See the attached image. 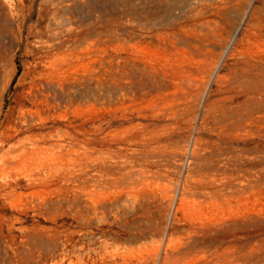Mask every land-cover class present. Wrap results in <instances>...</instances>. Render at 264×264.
<instances>
[{"label":"rangeland","instance_id":"1","mask_svg":"<svg viewBox=\"0 0 264 264\" xmlns=\"http://www.w3.org/2000/svg\"><path fill=\"white\" fill-rule=\"evenodd\" d=\"M233 4L226 25L229 33L236 26L241 32L253 10L264 9V0ZM184 10L167 8L161 0H0V264H53L57 259L62 264H264V142L250 136L217 140L215 129L194 130V136L200 135L201 142L213 149L252 147L258 142L260 157L243 154L219 167L189 173L190 149L178 168L157 156L148 167L166 179L148 192V201L133 208L134 190L119 182L97 188L99 202L91 225L67 200L50 209L51 218L31 208L40 199L59 194L69 199L73 196L69 190L54 192L56 185H50L27 200L6 194L1 187L31 176L59 183L68 175L72 183L81 184L86 169L82 148L75 147L60 161L41 154L33 162L19 153L33 140H97L93 161L137 166L140 154L135 150L143 145L135 140H149L154 128L162 135L176 131L171 126L165 129L173 122L169 106L160 103L156 109L148 97L135 95L128 72L131 35L169 33L185 21ZM221 52L215 47L214 56ZM64 59L70 65H58ZM87 65L90 72L83 69ZM224 71L222 65L219 72ZM42 86L45 90L37 93ZM215 87L212 80L205 95ZM173 89L168 86V91ZM199 121L198 117L201 126ZM10 122L17 130L12 128L6 137ZM180 124L185 126L181 120ZM106 178L115 181L107 171L101 179ZM224 186L217 205L199 194ZM184 188L195 198L189 210L179 206ZM18 206L23 213H17ZM10 216L20 218L12 223ZM34 230H43V240L23 244Z\"/></svg>","mask_w":264,"mask_h":264},{"label":"bare ground","instance_id":"2","mask_svg":"<svg viewBox=\"0 0 264 264\" xmlns=\"http://www.w3.org/2000/svg\"><path fill=\"white\" fill-rule=\"evenodd\" d=\"M161 1L167 8L181 10L186 8L183 14L186 19L174 26L169 33L157 31L150 35L132 34L128 77L129 85L135 95L148 97L149 101L155 103L156 109L160 108L158 107L160 103L169 106V118L173 122L166 124L165 129L171 126L176 131H167V135H162L157 134L155 132L157 129L154 128L150 131L149 140H135L143 145L141 149L135 150L140 154L136 160L137 166L128 165L126 161H116L112 164L93 161L91 154L97 150L93 145L97 140H33L31 146H25L19 152L20 155L25 156V160L33 162L39 161L38 157L41 154L60 161L70 156L71 150L75 147L82 148L86 169L81 184L72 183L68 175L61 176L59 183L52 179L31 176L23 182L17 180L16 183L1 185L6 194H14L17 199L28 200L50 185H56L52 191L69 190L73 196L67 199L65 194H59L48 199L43 198L31 208L38 215L51 218L47 214L50 209L58 208L57 203L67 200L72 205L78 206L82 211V221L91 225V214L96 213L99 202L96 195L97 188L119 182L125 184L126 188L134 190L136 197L133 199V208H136V203L144 205L148 201V192L163 184V180L166 179L160 173L152 172L148 167V162L154 161L150 159L157 156L173 168H178L183 166L190 149L189 173L219 167L221 163L234 161L243 154L256 159L260 157L261 148L258 142L252 147L228 146L221 150L213 149L201 142L200 135L194 136L193 131L209 127L217 131V140H248L240 138L250 136V140L264 142V9L255 8L241 32L239 26H236L229 33L226 25L234 5L233 0ZM243 19L244 16L241 21ZM145 28L146 25H141L142 31ZM215 47H220L222 50L218 57L214 56ZM159 53L162 55L160 56ZM64 63L70 65L65 59L60 60L58 65ZM222 65L225 66V71L220 73L219 69ZM83 69L90 72L92 67L87 65L83 66ZM212 80L216 87L211 95H205V90ZM52 85L56 87L55 84ZM169 85L174 87L173 91H168ZM117 88L120 89L121 85L117 84ZM43 90H45L44 86L36 88L39 94ZM122 96H125V93H122ZM198 117L201 126L197 124ZM180 120L185 126L180 124ZM15 122H10V126L5 131L6 137L11 136L12 128L17 130ZM182 130L186 134L181 135ZM175 132L178 134L176 138L173 136ZM190 140L193 142L189 147ZM158 148H166L167 152L164 153V150L158 152ZM14 157L8 159L7 163L13 161ZM91 171H95L98 177L92 175ZM105 171L114 176L115 181H106L108 178L102 180ZM168 181L170 183V180ZM169 183L164 184L167 186ZM224 190L225 186L210 192L201 191L199 194L207 198L210 205H217L220 196H224L222 192ZM41 195L43 194H40V198ZM192 204H195L193 191L184 188L179 206L189 210ZM23 212L24 209L18 206L17 213ZM19 218L10 216L9 220L14 223ZM43 237V230H34L25 235L23 244H35L42 241ZM194 242L199 243L196 240ZM53 264L62 263L57 259Z\"/></svg>","mask_w":264,"mask_h":264}]
</instances>
